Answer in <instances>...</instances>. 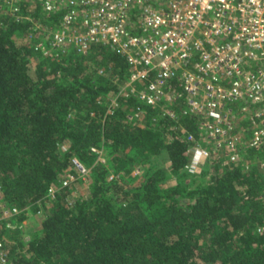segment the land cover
<instances>
[{"label": "trees", "instance_id": "trees-1", "mask_svg": "<svg viewBox=\"0 0 264 264\" xmlns=\"http://www.w3.org/2000/svg\"><path fill=\"white\" fill-rule=\"evenodd\" d=\"M33 16L0 12L1 194L18 220L51 202L27 255L8 248L14 264H264V173L239 164L215 170L210 183L182 182L194 119L147 107L130 119L134 97L108 100L128 72L124 57L102 44L83 55H41L35 22L48 17L39 9ZM161 152L167 170L131 175ZM71 156L91 167L88 196L65 203L67 186L49 200L47 188L72 171ZM172 176L178 182L168 185Z\"/></svg>", "mask_w": 264, "mask_h": 264}, {"label": "built area", "instance_id": "built-area-1", "mask_svg": "<svg viewBox=\"0 0 264 264\" xmlns=\"http://www.w3.org/2000/svg\"><path fill=\"white\" fill-rule=\"evenodd\" d=\"M36 9L48 17L35 22L41 55H83L102 44L124 57L128 72L110 106L134 97L130 119L144 107L194 119L187 164L264 173V0H0V12L17 21H32ZM198 150L206 155L194 162ZM69 163L73 172L47 188L49 200L88 176L76 156ZM0 264H14L3 239Z\"/></svg>", "mask_w": 264, "mask_h": 264}, {"label": "rangeland", "instance_id": "rangeland-1", "mask_svg": "<svg viewBox=\"0 0 264 264\" xmlns=\"http://www.w3.org/2000/svg\"><path fill=\"white\" fill-rule=\"evenodd\" d=\"M28 72L33 78H35L34 62L29 64ZM116 95L117 92L110 93L108 95V100L111 102ZM97 151L98 157L101 156L102 158H105L103 156L102 149H98ZM98 157L97 162L102 163ZM190 162L191 161H189L187 166H185L186 176L182 182L191 184L192 186L197 185L200 178L203 179L200 180H202L204 183H210L213 179L215 170H220L219 167L216 166V168L213 163L209 162V160L200 161L198 164H190ZM150 166L167 170L169 167V161L166 153L161 152L155 156H148L144 162H140L133 167L131 175L135 178H138L141 176L144 169ZM193 177H195V180H193ZM89 179V176H86L69 185L66 194H64L65 192L60 193L62 195L63 201L70 204L74 197H87ZM177 182L178 180L174 176L167 179L168 185H175ZM50 203L51 202L46 201L44 205L39 206V210L36 213L29 214L23 220H18L17 216L19 215V212L12 213L11 207L4 201L2 197L0 189V229L3 231L2 239L6 242L7 248L12 249L15 247L14 250H10L13 256L18 253L27 255L30 241L33 238L36 228L39 226L40 219L43 218L48 212Z\"/></svg>", "mask_w": 264, "mask_h": 264}, {"label": "clouds", "instance_id": "clouds-1", "mask_svg": "<svg viewBox=\"0 0 264 264\" xmlns=\"http://www.w3.org/2000/svg\"><path fill=\"white\" fill-rule=\"evenodd\" d=\"M206 155L205 153L201 152V151H197L196 152V156H195V161L194 162H198L202 156Z\"/></svg>", "mask_w": 264, "mask_h": 264}]
</instances>
